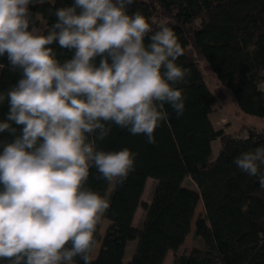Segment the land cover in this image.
<instances>
[{"label": "clouds", "instance_id": "9594fccd", "mask_svg": "<svg viewBox=\"0 0 264 264\" xmlns=\"http://www.w3.org/2000/svg\"><path fill=\"white\" fill-rule=\"evenodd\" d=\"M35 2L44 0H0V56L22 70L0 93V103H9L0 133L15 137L0 153V260L75 264L80 257L91 264L97 226L110 208L88 186L91 169L122 185L137 155L97 141L114 125L155 144V130L169 118L165 105L183 115V89L174 87L187 75L176 63L183 48L167 24L153 30L139 11L129 14L134 0H74L56 10L47 35L29 30ZM54 41L74 56L61 64L48 47ZM13 124L23 126L20 135ZM234 164L264 188V146Z\"/></svg>", "mask_w": 264, "mask_h": 264}, {"label": "trees", "instance_id": "16d2710c", "mask_svg": "<svg viewBox=\"0 0 264 264\" xmlns=\"http://www.w3.org/2000/svg\"><path fill=\"white\" fill-rule=\"evenodd\" d=\"M73 4L74 0L30 4L29 30L43 20L39 33L47 35L58 20L56 10ZM137 11L153 30L161 23L171 27L182 45L183 55L176 63L187 75L174 87L183 89L185 109L177 118L165 105L169 118L155 130V144L114 125L105 140L97 141L106 151L127 147L137 155L135 170L122 185L110 188L97 178L96 168L91 169L88 186L110 201L94 235V245L100 246L94 257L89 254L91 264H163L169 252L171 264H264V188L257 177L234 164L242 153L264 146V127L243 123L228 131V125L216 128L210 119L226 95L239 111L264 117V0H134L128 12ZM48 47L61 64L74 56V50L60 47L58 41ZM202 61L215 76L213 89L206 83ZM0 65V93L6 95L22 78V70L11 67L7 54L0 56ZM8 112L6 98L0 103V122ZM13 127L20 135L23 126ZM216 138L220 147L214 157L211 142ZM14 139L7 131L0 133V153ZM148 178L154 188L145 202L141 197ZM186 179L195 188L185 185ZM199 199L204 211L195 220V245L186 248L183 242ZM139 207L144 214L141 225L135 226ZM104 219L110 223L102 235ZM134 239V253L124 262L126 244ZM75 264L84 261L76 257Z\"/></svg>", "mask_w": 264, "mask_h": 264}, {"label": "rangeland", "instance_id": "374dc122", "mask_svg": "<svg viewBox=\"0 0 264 264\" xmlns=\"http://www.w3.org/2000/svg\"><path fill=\"white\" fill-rule=\"evenodd\" d=\"M38 17L40 18V20H42L41 15L38 14ZM42 22L40 21L35 27L38 32H40L43 27ZM201 67L204 69L206 73V83L211 89H213L216 84L215 76L213 72L205 68L204 61L201 62ZM237 110L238 109L230 101L229 96L226 95L220 100L219 107L217 106L215 110L211 113V121H213V125L216 128L222 127L224 125H228L227 126L228 131L237 130L239 126L243 123L251 124L256 127H264V117L250 115V114L241 112L239 110L237 111ZM242 136H246L245 131L242 132ZM211 146H212L213 156L215 157L219 151L220 140L218 138L213 139L211 142ZM184 184L192 188H195L194 184L190 181V179H186L184 181ZM112 185L113 184H110V188ZM153 188H154V181L152 178H148L146 181L144 192L141 197L142 201L148 202L150 200L152 192H153ZM203 211L204 209H203L202 201L199 199L195 212H194L192 222H191V232L185 237L184 242H183V247L189 248L195 245V239L193 236L194 224H195V220L197 219V217L200 214H202ZM143 214H144L143 209L139 207L135 213L133 225L135 226L141 225ZM109 223H110L109 220L107 219L103 220L101 228H100V232L102 235H104L106 227ZM136 243H137V239L130 240L127 242L125 253H124V262H127L133 255ZM99 246H100V242H97L94 245L92 252H91L92 257H94L97 254ZM172 259H173V253L169 252L163 264H171Z\"/></svg>", "mask_w": 264, "mask_h": 264}, {"label": "crops", "instance_id": "0c3cea01", "mask_svg": "<svg viewBox=\"0 0 264 264\" xmlns=\"http://www.w3.org/2000/svg\"><path fill=\"white\" fill-rule=\"evenodd\" d=\"M210 119H211V115H210ZM212 123H213V121H212Z\"/></svg>", "mask_w": 264, "mask_h": 264}]
</instances>
